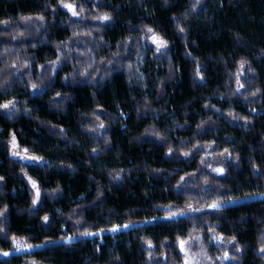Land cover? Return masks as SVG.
<instances>
[{
  "label": "trees",
  "instance_id": "16d2710c",
  "mask_svg": "<svg viewBox=\"0 0 264 264\" xmlns=\"http://www.w3.org/2000/svg\"><path fill=\"white\" fill-rule=\"evenodd\" d=\"M217 2L218 29L183 34L157 59V75L124 112L122 151L106 153L78 105L104 102L97 84L78 98L82 78L96 74L90 59L72 60L83 52V33L56 44L55 59H40L37 43L15 52L18 19L11 1L0 0L9 15L0 43V255L17 241L41 247L0 264H183L177 242L200 236L213 264H264V199L177 214L264 194V0ZM65 67L63 88L57 74ZM13 70L22 76L12 79ZM36 78L47 84L42 94ZM124 82L120 100L128 99ZM13 140L39 161L14 159ZM210 160L221 175L206 169ZM171 214L178 217L164 219Z\"/></svg>",
  "mask_w": 264,
  "mask_h": 264
},
{
  "label": "rangeland",
  "instance_id": "374dc122",
  "mask_svg": "<svg viewBox=\"0 0 264 264\" xmlns=\"http://www.w3.org/2000/svg\"><path fill=\"white\" fill-rule=\"evenodd\" d=\"M13 6V17L18 19V27L15 34L16 43L13 41L15 52L23 51L26 47L37 43L39 46L38 55L40 59H55L54 52L58 43H69L72 38L83 33L85 43L82 46L83 52L73 55H67L64 61L70 57L77 59L76 63H88L93 71L87 78H82L83 86L78 91V98L85 100V93L89 91V85H102L100 93L102 105L94 107L80 102L81 113H86L89 118L91 133H100L104 151L120 152L122 151V138L118 135L124 112L128 110L130 102L134 100L137 92L145 87L149 78L157 75V59L165 55L171 45L177 44L183 34L209 36L214 33L220 24V11L217 0H10ZM65 5H72L70 9ZM7 11V10H6ZM6 11L0 9V43L6 40L4 24H6ZM75 11L76 15L73 14ZM107 16L108 19H104ZM151 30V31H149ZM53 33V35L51 34ZM49 35V37H47ZM70 36V37H69ZM69 37V38H68ZM29 49V48H28ZM1 52V49H0ZM88 52V56H86ZM80 59V62L78 60ZM88 58V59H87ZM87 60V62H83ZM62 61V59H61ZM60 62V58H57ZM8 63L4 64V69ZM3 66V65H2ZM242 69V67H241ZM6 70V69H5ZM70 67L62 68L58 76V86H65L64 78L70 76ZM19 70H13L12 79L22 76ZM115 73V74H114ZM117 73V74H116ZM114 74V75H113ZM35 77V76H34ZM10 78V77H9ZM39 78V76H38ZM29 79V78H28ZM37 79V78H36ZM70 79V78H68ZM38 80V79H37ZM72 80V79H71ZM125 81L128 92V99L120 100L119 92H123L120 83ZM31 81V80H30ZM34 81V80H33ZM32 82V86L34 82ZM8 79L5 85H10ZM36 83V89L42 94L47 90L45 82ZM123 83V84H124ZM30 85V86H31ZM62 86V87H63ZM61 87V88H62ZM66 88V87H63ZM16 94L21 93V97L28 96L26 90L20 88ZM119 95V96H118ZM20 97V98H21ZM50 97V94L45 96ZM52 124L61 125L62 120L54 118L52 115H46ZM65 121V120H64ZM63 121V122H64ZM97 122L99 124H97ZM65 123V122H64ZM66 124V123H65ZM97 126L99 129H97ZM81 132L80 127L78 126ZM87 129H84L86 132ZM73 128L69 130L71 135H77ZM88 147H93V140L84 136ZM15 146H14V143ZM11 156L14 159L24 163H37L38 159H31L26 151L20 150L13 140L10 145ZM15 153V154H14ZM212 164L206 162L208 171L218 173L215 169L217 163L210 160ZM253 199H264V194L241 197L233 200H227L219 204L220 207L232 206ZM212 207L195 208L188 207L177 213L179 216L194 215L201 213ZM177 214L165 216L164 219L176 218ZM115 227L117 231L108 232L117 234L121 231H127L131 227ZM100 237L101 233L89 234V238ZM192 240L183 241V250L181 242H177L179 252L183 255V264H213V260L207 251L200 247V242L204 240L200 237ZM73 239L70 237L63 240L64 243H70ZM217 241L226 245H232V242H225L221 238ZM19 242V244H17ZM15 248L8 252L12 254L30 253L36 248L27 247L23 242L17 241ZM60 242H55L57 244ZM206 244V243H205ZM7 255V256H9ZM3 254L0 257H7ZM225 257V256H224ZM219 260V258H216Z\"/></svg>",
  "mask_w": 264,
  "mask_h": 264
},
{
  "label": "snow or ice",
  "instance_id": "6c2138e0",
  "mask_svg": "<svg viewBox=\"0 0 264 264\" xmlns=\"http://www.w3.org/2000/svg\"><path fill=\"white\" fill-rule=\"evenodd\" d=\"M65 7H68V8H72L73 6L72 5H65ZM73 14L76 15L75 11H73ZM104 19H108L107 16L104 17ZM151 31V30H149ZM4 107H8V105H4ZM14 143V142H13ZM14 146H15V143H14ZM15 154V153H14ZM187 155V154H186ZM31 159H37L35 157H32ZM215 171H217L218 173H222L223 172V169H215ZM33 187H36L35 183H33ZM37 196H39V192H37ZM210 207L212 208H219V204H213L211 205ZM45 219H47V217H45ZM124 227H128L127 225H125ZM118 229H112V231H117ZM183 241L181 242V248L183 250ZM17 244H19V242H17ZM149 247H151V244H149ZM261 251H264V249H261ZM3 255L7 256L9 255V253H3ZM227 258V257H226Z\"/></svg>",
  "mask_w": 264,
  "mask_h": 264
}]
</instances>
